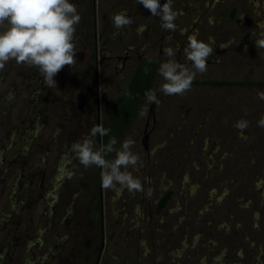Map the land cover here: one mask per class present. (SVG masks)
Here are the masks:
<instances>
[{"label":"rangeland","instance_id":"obj_1","mask_svg":"<svg viewBox=\"0 0 264 264\" xmlns=\"http://www.w3.org/2000/svg\"><path fill=\"white\" fill-rule=\"evenodd\" d=\"M75 3L82 17L74 34L77 62L62 67L55 77L57 85L49 87L38 67L15 60L0 70V219L9 215L6 226L0 227V253H8L0 257V264H264V127L257 124L264 117V99L259 96L264 91V48L257 49L253 39L264 25V0H230L224 7L227 12L237 6L233 16L226 19L225 14L219 23L232 33H222L219 45L225 49L220 62L209 63L206 75L197 73L195 79L204 84L192 85L182 95H166L158 91L163 79L158 73L152 90L161 98L156 110L159 105L162 110H157L148 147L140 135L150 103L139 112V97L131 94L130 107L122 115L116 109L130 96L129 86L124 88L139 60V29L144 23L139 24L138 0ZM121 10H127L132 23L116 29L112 14ZM244 27L251 29L242 35ZM94 38L99 54L132 47L134 63L127 62L118 71L113 59H89L82 46L92 47ZM204 38L214 39L208 32ZM153 54L157 56L156 51ZM148 62L144 59L141 64L147 67ZM95 63L97 90L84 83ZM123 90V99L116 100ZM92 105L95 115L87 116L85 109ZM240 119L248 121L246 128L236 127ZM97 123L111 131L97 135L95 147L113 135L119 141H135L132 150L140 159L128 168L141 179L153 202L168 188L167 206L155 213L154 204L140 203L141 190L102 188L101 210L98 166L85 167L75 158L69 167L72 176L79 185L92 180L81 194L85 214L89 198L83 197L95 187L93 226L84 225L85 214L80 212L84 222L63 230L56 217L46 243L37 246L32 241L40 237L38 227L45 228L49 214L42 213L48 206L36 183L42 185L47 167L63 163L69 149L62 142L84 137ZM46 150L49 153L43 156ZM115 155L112 152L109 159ZM62 169L58 172L64 174ZM28 181L32 183L26 190L22 187ZM115 196L119 200H113ZM102 232L105 243L100 254ZM75 236L80 240L73 243Z\"/></svg>","mask_w":264,"mask_h":264},{"label":"clouds","instance_id":"obj_2","mask_svg":"<svg viewBox=\"0 0 264 264\" xmlns=\"http://www.w3.org/2000/svg\"><path fill=\"white\" fill-rule=\"evenodd\" d=\"M138 2L150 9L152 16L160 18L164 29L175 30L178 27L176 18L179 13L173 7L175 0ZM81 18L75 0H0V70L8 61L15 60L17 64L38 67L49 87L57 85L55 77L62 67L74 66L77 62L74 34ZM112 22L116 29H120L132 23V18L127 10H121L112 14ZM253 39L257 49L264 48V25L259 26ZM214 51L212 39L199 38L195 32L188 35L183 48L184 58L190 64L176 58L177 48L165 47L167 58L159 63L157 69L163 78L158 91L166 95H182L190 90L197 73L207 71L208 58ZM145 96L149 103H160L156 90L147 91ZM259 96L264 99V91ZM257 124L264 127V117L259 118ZM247 125L245 119L236 122L240 129ZM110 131L102 123L95 124L89 134L71 144V150L85 167L96 165L101 168V187L104 189L142 190L141 179L128 168L129 165L136 166L140 159L132 150L133 139L119 141L120 147L117 148L118 140L113 135L107 143L95 147L94 138L106 136ZM112 152H115V157L107 158V154Z\"/></svg>","mask_w":264,"mask_h":264},{"label":"flooded vegetation","instance_id":"obj_3","mask_svg":"<svg viewBox=\"0 0 264 264\" xmlns=\"http://www.w3.org/2000/svg\"><path fill=\"white\" fill-rule=\"evenodd\" d=\"M230 0H175V3L173 5V7L178 11V16L176 18V23L178 25V27L175 30H170V29H164L162 27V22L160 20L159 17L156 16H152V13L150 11V9H143L144 12L141 11V7L144 8L142 6V3H139V24L142 22L144 23L143 26L139 29V60L137 62V64L134 67V71L131 75V77L129 78V80L126 82V87L124 88V90L127 89V87L129 86L131 80L133 79V76L139 66V69L142 67L141 63L144 59H146V61L148 60V66L145 67L143 66L142 69L146 72V73H151L152 70H154V75L151 79V87L150 90L153 89L154 87V83L157 79V75H158V67H159V63L163 60L166 59L167 57L164 55V48L167 46H172L177 48V59L180 60L181 62L184 63H188L190 64V62L186 61L183 55V48L184 46L187 44V37L189 34L191 33H197L199 38H204V36H206V32H208V34L212 37H214V39H212V42L214 43V47H215V51L213 54L210 55V57L208 58V63H219L220 62V57L223 54L224 51V47L219 45V41L222 40V33L225 31L226 34H231L232 31L227 29L224 30V28H222V26L219 25V23L221 22L220 20H224L225 18V14H226V19L230 18V16H233L235 11H236V5L230 6L231 8H229V10L226 12L224 10V7L227 6L228 2ZM161 2H163V0H161ZM220 16L222 17L220 19ZM250 27H244L242 30V35L246 34L247 31ZM251 29V28H250ZM142 32V33H141ZM253 32V31H252ZM96 38H94L93 41V46H88V45H83L82 47H84L85 52L87 51L89 53V59L91 60H97L99 59V57L103 60L105 59H113L114 60V68L116 70H123L124 68H126V63L130 62V63H134L132 56L130 55V50L132 49V47L130 49L125 48L122 51H116L113 49H109V53L104 54L102 53L103 49H101V53L99 54L98 52V44L96 43ZM142 40V41H141ZM207 40V39H206ZM219 45V46H218ZM218 46V47H217ZM91 48V49H90ZM156 51L157 52V56H155L153 54V52ZM117 62V63H116ZM120 63V65H119ZM96 64V63H95ZM95 67H96V71H95ZM98 72H99V65L96 64V66H94V71L92 72V75L88 77L87 81L84 82L86 87L88 86V88H92V87H96V90L99 87V76H98ZM204 75H206V73L204 72ZM91 80H93V83H89ZM221 84L224 81H220ZM217 82L216 84L220 83ZM205 82H201L198 79H194L193 84L192 85H200V84H204ZM208 83V82H207ZM215 83V82H214ZM95 85V86H94ZM124 90L118 94V96L115 98L116 100L120 97V95L124 92ZM97 93V92H96ZM88 93H86L87 95ZM161 99V98H159ZM99 97L97 95V99H96V106H97V112L96 115L99 117ZM147 100L146 97L141 100L139 102V112L142 110L143 105L146 104ZM149 103V102H148ZM159 104V103H158ZM157 103H150L149 104V108L147 110V118L144 122L142 131H141V143L145 146L148 147L149 145V140L150 137L152 135V132L155 129V124H157L156 121V117H157V110L161 109L162 107L159 105L158 109L156 110ZM93 107H95V105H92V107H88V109H85L86 111V115L87 116H91V114L95 115V112H91V109H93ZM160 110V111H161ZM136 111L135 113V118L137 119V117H139V112ZM85 115V113H84ZM135 119V120H136ZM66 120H69V118L67 117ZM134 120V121H135ZM98 124V123H97ZM74 141H69V140H65V142H62L64 147H67V149H69L67 152V154L65 156H63L62 160L63 163L59 164L57 167L53 166V167H47L46 170H44L43 172V179L44 182L42 181V185L41 182L36 183V187L39 189V191H41V193H43L42 197H43V201L45 203V205H47V209H45L44 213H48V223H44L45 224V228L42 229V227H38V232L40 233V237L37 239H34L32 242H34V244H37V246H42L44 243H46V234H48V230H53V222L55 221L56 217H60V220H58V223L60 225V227L64 230L68 229V227H70V224L74 223V225H79L80 223L84 222L83 220H80L79 215L83 214L84 212H81V194H82V190L85 191L86 187L90 186L91 181H88L89 184H87V182L85 181V183H82L79 185V180H77L78 178L73 177L72 175L69 176V167H70V163H72L76 157V155L74 154V152L71 150V144ZM102 141H97V148H99L102 145ZM119 143V140H118ZM13 142L9 143V145H12ZM47 144V141L46 143ZM6 147L3 146L2 150H4ZM48 149V148H47ZM71 151V152H69ZM46 153L48 154L49 151L46 150L43 153H41L43 156L46 155ZM112 155V153H108L107 154V158H110V156ZM42 161L44 163V165H47V162L45 161L44 157H42ZM35 162L38 164V161L35 160ZM66 164H68V167L66 168ZM65 165V167H64ZM52 168H54L55 170H53ZM63 168V169H62ZM63 170L64 174L59 173L58 170ZM62 171V172H63ZM98 189L99 190V195H98V202L97 205L98 207L102 210L103 206H104V196L105 194L104 191H102L103 187H101V168L98 166ZM54 175H57L54 177ZM31 180V179H30ZM95 181V179H93ZM77 182V184L75 183ZM32 181H28L22 188L29 190L27 188V186H29V184L31 185ZM73 183L75 185H73ZM97 185V184H96ZM54 186V189H51ZM74 187V188H73ZM96 191H95V187L93 191H89L87 192L83 199H87L89 198V202L88 205L89 207H86V214L85 219L86 221L84 222V225L87 226H93L94 223V214L93 211L95 210L96 204H95V199L96 198ZM102 193V195H101ZM167 199L163 205L162 208L159 207L162 199L167 195ZM85 196L87 198H85ZM148 196V193L145 192L143 189L140 191V195H139V200L140 203H143L147 201L148 205L149 204H154V212H160L163 211V209L167 206V203L171 197V193L170 190L168 188H165L160 194H157L155 196V201L153 202L152 197ZM67 198V199H66ZM66 199V200H65ZM113 199V198H112ZM119 200L118 196H115V198L113 200ZM123 200L120 199V203H122ZM13 211H16L15 209H13ZM151 210H149L150 212ZM81 212V214H80ZM61 213V214H60ZM60 214V215H58ZM63 215V216H62ZM151 217V214H149ZM8 216L9 215H5L3 218L0 219V227L1 226H6L4 225L5 222L8 220ZM30 222V221H28ZM40 222H42L40 220ZM83 225V224H81ZM70 230V229H69ZM66 236V237H65ZM64 237H62L60 239V244L61 247L63 246L64 242H65V238H67L69 236V233L67 231V234ZM73 239V243H76L77 240L79 241L80 238L79 236H75L72 237ZM29 242V240H27ZM104 236H103V232L100 238V246H99V253L101 254V250L103 249V245H104ZM6 247V246H5ZM7 252H5V250L0 253V257L5 258L7 256ZM9 256V255H8ZM34 259L36 260V258L34 257Z\"/></svg>","mask_w":264,"mask_h":264},{"label":"trees","instance_id":"obj_4","mask_svg":"<svg viewBox=\"0 0 264 264\" xmlns=\"http://www.w3.org/2000/svg\"><path fill=\"white\" fill-rule=\"evenodd\" d=\"M143 67V65H141ZM142 67L139 69V66L133 76V79L131 80L129 87H128V93L130 92L131 94H137L139 97V102L143 100L146 96L145 93L150 90L151 87V79L154 75V70H152L151 73H146ZM217 83V82H215ZM123 96V95H122ZM122 96L118 98V101L123 99ZM131 95L128 97H124L125 102L122 103V106H118L116 109L118 111L119 115H122L124 110L130 107V101L127 99H131ZM169 193L162 199L159 207L162 208Z\"/></svg>","mask_w":264,"mask_h":264},{"label":"crops","instance_id":"obj_5","mask_svg":"<svg viewBox=\"0 0 264 264\" xmlns=\"http://www.w3.org/2000/svg\"><path fill=\"white\" fill-rule=\"evenodd\" d=\"M142 6L144 7V9H146V7L142 4ZM10 113V112H9ZM171 193V192H170Z\"/></svg>","mask_w":264,"mask_h":264}]
</instances>
